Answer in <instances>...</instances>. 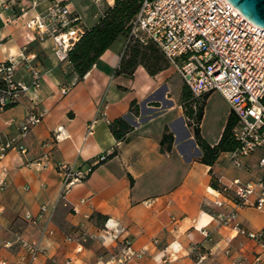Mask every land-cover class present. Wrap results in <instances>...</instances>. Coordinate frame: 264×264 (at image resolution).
<instances>
[{
  "label": "crops",
  "instance_id": "obj_1",
  "mask_svg": "<svg viewBox=\"0 0 264 264\" xmlns=\"http://www.w3.org/2000/svg\"><path fill=\"white\" fill-rule=\"evenodd\" d=\"M6 1L11 8H2ZM55 1L68 4L83 30L95 25L108 8L91 0H36L14 24L9 20L19 14L18 0H0V60L34 54L32 64L40 73L34 87L30 70L24 66L16 70L15 79L30 88L0 112V143L14 139L27 149L21 154L12 148L0 160V258L16 264H64L68 258L70 264H104L120 246L119 240L102 244L99 236L109 226L141 253L129 264H264L260 243L233 228L235 223L247 231L264 228V209L235 207L232 188L224 189L234 179L241 183L263 179L258 162L264 150L240 157L239 166L231 151L220 153L212 165L200 162L202 153L182 105L183 92L189 89L170 66L155 75L142 65L131 74L120 73L125 36L117 37L79 78L68 60L55 57L52 39L39 40L25 25ZM216 94L225 103L223 110L210 105ZM133 101L137 114L131 111ZM30 113L41 120L20 137V125ZM230 113L219 92L207 94L199 127L210 145L220 139ZM118 117L132 127L121 140L110 130ZM91 122L93 130L88 133ZM59 125L69 136L51 148L42 147L54 142ZM165 128L173 141L170 150L163 151ZM44 151L50 159L47 168L28 165ZM102 154L107 159L61 196L62 176L56 164L86 169ZM230 210L236 211V218L219 223L218 215ZM26 212L33 219H26ZM79 234L84 240L78 243ZM27 242L38 244L36 260H30Z\"/></svg>",
  "mask_w": 264,
  "mask_h": 264
},
{
  "label": "built area",
  "instance_id": "obj_2",
  "mask_svg": "<svg viewBox=\"0 0 264 264\" xmlns=\"http://www.w3.org/2000/svg\"><path fill=\"white\" fill-rule=\"evenodd\" d=\"M96 6H112L113 0H91ZM36 0H18V13L9 20L17 24L18 15L25 14L28 7H34ZM9 1L2 4L3 9L11 8ZM105 11L101 16H104ZM1 16V15H0ZM80 17L70 12L64 1H55L42 15H34L25 21L29 30L36 33L39 40H53V52L59 61L67 60L70 47L80 38L84 30L78 25ZM134 40L140 43H153L162 53L169 66L179 73L190 93L200 97L217 91L226 100L236 116L232 135L238 146L230 152L233 163L240 165V157L247 156L257 148L264 150V27L258 26L246 18L228 0H143L131 26L125 36L124 50ZM34 54L21 58L10 56L0 60V112L15 103L18 96L27 91L30 85L16 80L15 71L24 66L32 72L31 86L39 85L40 73L32 64ZM67 89L61 88V93ZM41 120L37 114L30 113L20 125L19 135L25 136ZM93 130V122L88 125V133ZM69 134L62 125L54 130V142H44L42 147H50ZM17 148L21 154L26 147L14 139L0 143V160L6 152ZM106 159V154L98 156L96 161L86 169L75 168L66 162H58L56 169L62 176L61 196H64L73 185L85 179L96 164ZM259 166L264 169V153L259 159ZM50 159L47 151L38 158L29 161L45 169ZM264 178L257 182L241 183L234 179L224 189L232 188L235 207L252 206L264 209V188H260ZM45 206L41 207L44 210ZM26 219H33L31 213H25ZM236 218V211L218 215L221 224H228ZM202 222L199 221L198 225ZM207 235L204 228L199 227ZM239 233L257 240L264 250V228L258 231H247L238 223L233 225ZM102 244L105 241L119 240L120 246L110 254L104 264H129L141 253L133 250L128 238L119 239V234L111 227L105 226L99 236ZM76 241L84 240L77 235ZM30 260H36L39 254L38 244L24 243ZM81 245L75 248L80 251ZM203 256L199 257V260ZM71 259L64 264H70ZM0 264H16L0 258Z\"/></svg>",
  "mask_w": 264,
  "mask_h": 264
},
{
  "label": "trees",
  "instance_id": "obj_3",
  "mask_svg": "<svg viewBox=\"0 0 264 264\" xmlns=\"http://www.w3.org/2000/svg\"><path fill=\"white\" fill-rule=\"evenodd\" d=\"M143 0H113L104 16L92 27L84 30L80 38L68 50L67 60L72 64L74 71L81 78L97 61L99 56L119 36H126L131 21L137 14ZM142 65L150 75H155L169 65L160 50L151 42L145 44L135 40L129 47L127 54H123L119 63L120 73L131 74L134 69ZM208 93L194 97L186 88L182 96L184 114L188 126L192 129L193 138L201 150L200 162L212 165L220 153L232 151L238 146V141L232 135V127L236 123V116L230 113L222 131L220 139L215 145H210L200 133V121L203 117L205 98ZM264 103V98H263ZM131 111L138 113L135 101L131 103ZM132 127L121 117L110 123V130L118 140L124 139ZM173 135L165 128L160 140L161 150H170ZM112 152L110 155H113ZM108 155H106L107 159ZM105 159V160H106ZM103 162V161H102Z\"/></svg>",
  "mask_w": 264,
  "mask_h": 264
},
{
  "label": "water",
  "instance_id": "obj_4",
  "mask_svg": "<svg viewBox=\"0 0 264 264\" xmlns=\"http://www.w3.org/2000/svg\"><path fill=\"white\" fill-rule=\"evenodd\" d=\"M246 18L264 27V0H228Z\"/></svg>",
  "mask_w": 264,
  "mask_h": 264
},
{
  "label": "rangeland",
  "instance_id": "obj_5",
  "mask_svg": "<svg viewBox=\"0 0 264 264\" xmlns=\"http://www.w3.org/2000/svg\"><path fill=\"white\" fill-rule=\"evenodd\" d=\"M135 41V40H134ZM132 41L128 46L127 48L124 50V53L123 54H127L128 51H129V47L130 45L134 42ZM211 107L215 110V109H218V110H223L226 106H225V103L222 101L221 97L219 95H214V97H212V100H211Z\"/></svg>",
  "mask_w": 264,
  "mask_h": 264
}]
</instances>
